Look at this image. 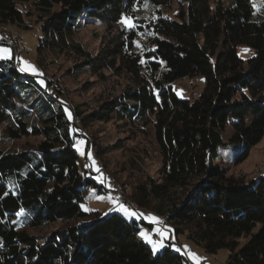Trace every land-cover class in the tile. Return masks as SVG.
<instances>
[{"label":"trees","instance_id":"1","mask_svg":"<svg viewBox=\"0 0 264 264\" xmlns=\"http://www.w3.org/2000/svg\"><path fill=\"white\" fill-rule=\"evenodd\" d=\"M174 4L175 16L163 11ZM84 20L109 29L96 55L74 39ZM7 23L39 24L40 56L46 49L76 55L77 70L104 76L112 69L127 85L86 113L64 102L56 80L41 86L14 57L0 60L2 135L8 144L38 138L0 144V264H185L187 256L170 244L154 254L136 219L82 209L88 189H110L81 164L73 145L82 134L73 120L85 129L113 119L136 134L152 133L162 158L160 181L138 186V209L157 202L162 214L166 200V222L177 234L209 253L227 248L228 264H264V174L237 176L216 163L220 150L235 144L236 162L247 159L264 138V0L259 7L254 0H0V26ZM239 45L250 50L246 61ZM195 75L204 76L201 93L179 97L172 83ZM56 222L63 225L31 232ZM142 223L152 233V224Z\"/></svg>","mask_w":264,"mask_h":264},{"label":"rangeland","instance_id":"2","mask_svg":"<svg viewBox=\"0 0 264 264\" xmlns=\"http://www.w3.org/2000/svg\"><path fill=\"white\" fill-rule=\"evenodd\" d=\"M261 0H254V4L259 7ZM178 5L174 4L173 8H164V12L175 16L178 11ZM109 34V29L100 23H90L84 20V27L74 34V39L83 44L84 48L92 55H96L100 48L104 45V38ZM42 35L39 24H35L34 28L26 29L14 23H7L0 26V37H3L10 45L3 44L0 39V46L8 47L12 50V58L14 57L18 67H26L24 61L35 67L38 73L35 75L30 70L22 71L25 74L34 76L37 80L50 78L56 80L64 90V102L70 107L79 106L81 110L88 113L96 109L97 106L109 97L118 96L126 87L127 81L117 75L114 70L106 69L104 76L93 73L90 70H77L74 65L79 61L76 55H67L57 53L50 49L43 51L40 56L38 52L39 38ZM11 42H9V41ZM22 41V46L18 41ZM222 47H219L218 53ZM248 49L246 45H239L238 52L244 60L250 54V51H242ZM22 58V60L20 59ZM177 95L181 98H189L198 96L204 88L205 80L203 75L187 76L178 79L172 83ZM73 124L81 132V136L76 138L77 141L83 139L84 145L76 146L78 157L82 165L89 167L96 172V177L102 173V180H105L109 186V193L98 192L95 187H91L85 194V201L82 202V209L87 212L98 211L100 214H106L110 211L119 210L121 202L113 199L111 188L115 186L129 200L130 208L138 213H142L141 218H129L123 212H120L130 221L136 219L138 222L136 227L141 231H146L151 240L162 242L163 245L170 244L172 249L182 252L191 250L195 252L201 259L199 264H228L229 250L221 248L216 253H209L202 245L193 242L184 233L177 234L173 227L166 222V211L168 204L166 200L162 201V214L157 213V205L153 202L148 210L138 209L133 204L138 186L148 183L153 179L157 182L161 178L162 158L158 148L154 142L152 133L140 135L129 130L128 126L113 119L108 122L97 121L88 128H83L77 121L73 120ZM231 128L228 129L226 136L231 134ZM38 138L28 137L21 138L16 142L8 144L2 135L0 127V144L2 146H20L24 144H34ZM82 149L84 154H81ZM103 150L102 154L98 150ZM91 152V158L87 155ZM105 151V152H104ZM239 145H233L229 148L220 150L216 163L222 167L228 168L230 174L244 175L247 178L264 174V138L251 149L247 159L236 162L239 154ZM96 168L100 169L98 173ZM125 204V203H123ZM164 212V213H163ZM91 214L88 219L95 217ZM155 216L158 222H152L150 217ZM143 219L147 223L152 224V233L146 230L142 223ZM63 225L60 222L48 224L31 230L33 233H48L53 229ZM153 233L158 235V239L154 238ZM141 237V236H140ZM144 239L143 237H141ZM153 249V245L144 239ZM244 242V240H242ZM156 247L161 250L159 244ZM179 249V250H177ZM158 250V251H159ZM157 251V252H158ZM156 252V253H157ZM186 255V254H185ZM188 258V257H187ZM185 264H194L188 258Z\"/></svg>","mask_w":264,"mask_h":264},{"label":"snow or ice","instance_id":"3","mask_svg":"<svg viewBox=\"0 0 264 264\" xmlns=\"http://www.w3.org/2000/svg\"><path fill=\"white\" fill-rule=\"evenodd\" d=\"M122 24H124L126 27H128L129 29H134L136 27V24L134 23V18L133 17H125L122 16L121 17V21ZM0 39H4L3 37H0ZM242 51H250L249 49H243ZM252 55L254 56L255 53H252ZM12 59V50L8 47H2L0 46V60H11ZM22 60V58H20ZM144 60H141L140 63H144ZM24 64L26 65V67H22L20 69V71H31L33 74L35 75H42V73H38V70L35 69L34 66H32L31 64H29L27 61H24ZM38 83L41 86H45L46 87V82L44 80H38ZM64 111L67 113V117L68 120L71 121L72 120V114L71 112L65 108ZM72 132H76L78 131V129L75 128H71L70 129ZM85 141L83 139H80L77 141V145H73L74 147L78 146V145H84ZM78 150L81 151V154H84L82 149ZM87 155L89 156V158H91V152L89 151L87 153ZM85 167H89V165H85ZM96 171L99 173L100 169L96 168ZM102 173H100L99 176L96 177V179L98 180V182L103 183V180L101 179L102 177ZM116 199V198H113ZM119 210L121 212H123L126 216H128L129 218H141L143 216L142 213H138L134 210H132L129 206H126L123 203L119 204ZM150 219L152 220V222H158V218L155 216L150 217ZM140 236L143 237L145 240H147L149 243H151L153 245V253L155 254L159 249L156 247L157 244H159V246L162 248L164 247L162 242L156 241V240H151L149 238V234L146 231H141L140 232ZM179 250V249H177ZM186 256L191 259L194 264H199V260L201 259L195 252H192L191 250L186 251Z\"/></svg>","mask_w":264,"mask_h":264},{"label":"built area","instance_id":"4","mask_svg":"<svg viewBox=\"0 0 264 264\" xmlns=\"http://www.w3.org/2000/svg\"><path fill=\"white\" fill-rule=\"evenodd\" d=\"M18 43L22 46L21 40H19ZM111 192H112V197L116 198L117 201H119L121 203H125L126 206H129V207L131 206L129 200L126 197H124L123 195L118 194V192L116 191L115 188H113V189L111 188ZM153 235H154L155 239H158V235L156 233H153Z\"/></svg>","mask_w":264,"mask_h":264},{"label":"bare ground","instance_id":"5","mask_svg":"<svg viewBox=\"0 0 264 264\" xmlns=\"http://www.w3.org/2000/svg\"><path fill=\"white\" fill-rule=\"evenodd\" d=\"M118 194L123 195L122 192L118 189ZM124 196V195H123ZM125 197V196H124ZM155 238V237H154Z\"/></svg>","mask_w":264,"mask_h":264}]
</instances>
